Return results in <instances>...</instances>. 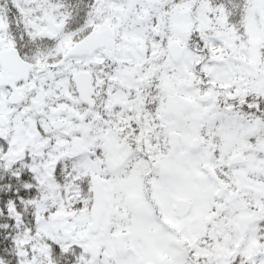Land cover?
<instances>
[{"label": "snow or ice", "instance_id": "obj_1", "mask_svg": "<svg viewBox=\"0 0 264 264\" xmlns=\"http://www.w3.org/2000/svg\"><path fill=\"white\" fill-rule=\"evenodd\" d=\"M0 264H264V0H0Z\"/></svg>", "mask_w": 264, "mask_h": 264}]
</instances>
